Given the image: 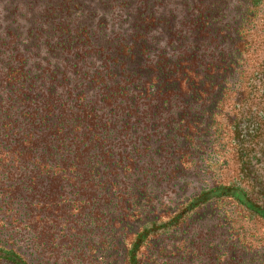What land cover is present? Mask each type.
<instances>
[{"label": "trees", "instance_id": "trees-1", "mask_svg": "<svg viewBox=\"0 0 264 264\" xmlns=\"http://www.w3.org/2000/svg\"><path fill=\"white\" fill-rule=\"evenodd\" d=\"M245 1L248 6L240 24L221 25L227 15L217 4L198 10L196 16L190 12L197 31L216 39L215 50L221 47L218 38L222 37L235 51L201 70L189 56L175 58V49L168 52L161 45L163 34L169 31L164 13L158 10L162 0H99L105 9L102 14L88 10L84 0H0V169L11 181L26 167L44 172L63 165L70 170V181L78 177L80 169H86L88 180L99 181L98 170L105 166L113 183L104 181L101 187L111 184L110 191L123 200L121 214L110 224L113 240L104 238L90 254L95 264H116L117 252H122L121 264H179L190 255L186 241L177 244L176 236L170 244L165 241L196 210L228 205L232 212L234 202L256 216L258 227L264 230V112L258 113L254 104L257 93L264 101V70L257 77L246 76V70L240 68L251 52L250 37L264 0ZM113 5L127 12L128 21L135 15L130 36L116 32L110 24L107 8ZM37 10L40 13L34 12ZM157 25L163 29L152 39L150 33ZM234 75L237 87H228L229 83L225 87L228 77ZM236 93L241 95L242 105L230 112L227 107ZM173 100L185 103L180 114L172 115L177 125L172 132L181 147L173 176L191 170L186 167L190 157L202 159L194 149L195 142L210 140L211 148L221 150H210V157L221 159L227 147L223 141L230 136L240 163L238 179L242 180L235 186L201 192L175 214L156 211L147 200V185L133 192L127 188L136 186L132 181L139 161L134 157L140 150L128 138L145 117L140 107L153 106L154 115H159L161 108L173 110ZM95 151L96 155H90ZM243 182L250 193L240 187ZM81 208L74 205L70 211L75 216ZM149 210L167 220L157 218L133 232L132 225ZM222 221L234 226L232 218ZM227 238L240 249L248 247L246 237L234 228ZM107 241L113 248H106ZM34 254L0 238V264H36ZM217 258L223 262L224 254Z\"/></svg>", "mask_w": 264, "mask_h": 264}, {"label": "rangeland", "instance_id": "rangeland-1", "mask_svg": "<svg viewBox=\"0 0 264 264\" xmlns=\"http://www.w3.org/2000/svg\"><path fill=\"white\" fill-rule=\"evenodd\" d=\"M55 1V3L62 2V0ZM84 2L88 10H94L98 14H102L105 10L101 7L102 5H99V0H84ZM212 4L223 8L227 15L221 20L223 26L226 23L240 24L242 13L248 6L245 0H162L158 9L159 12L164 13L169 26V31L163 34L161 45L166 47L168 52L175 49L173 52L175 58L189 56L201 70H204L205 64L213 63L232 52L235 53L232 43L226 42L222 37L218 38L221 47L215 50L216 39L211 35L202 36V33L192 24V19L198 14V10ZM133 8L138 10L139 6ZM107 9L110 10L108 18L114 30L130 36L135 15L128 21L124 17L127 14L125 10L123 12L114 5ZM259 10L260 13L255 20V27L250 37L253 43L251 52L245 56L240 65L242 70H246V76L257 74L259 77L264 70V1L259 6ZM34 12L40 13L38 10ZM190 12L194 14L193 17L190 16ZM25 13L28 16L27 12ZM162 29L163 25L155 26L150 33V38H156ZM26 30H23L24 34ZM170 32L172 35L169 34ZM237 82L235 75L230 76L224 86L226 87L229 83L228 87L236 88ZM257 86H260L258 81ZM240 98L239 93L234 95V99L227 107L230 112H233L236 107H241L239 106L240 103L242 105ZM232 103L237 104L232 105ZM254 104L258 113L264 112V101L258 93ZM172 106L173 112L170 111L172 113L168 109L161 108L159 115H154L156 109L153 106L140 107V113L145 117L140 119L139 124L134 125L138 130L131 132L128 138L130 142H137L140 150L134 157L139 161L135 166V180L132 181V184L136 186L133 187L130 184L127 188L133 192L136 188L147 185L149 193L147 200L153 202L156 211L166 210L175 214L201 192L215 186H235L242 180L238 179L241 175L240 163L230 136L223 141L227 147L223 150L221 159L210 157V150L221 152L219 147H217L218 150L211 148L210 140L206 139L205 144L195 142L194 149L199 156H202V159L190 157L186 167L191 170L179 174L177 178L173 176L177 159L181 156V147L176 134L172 132L177 127L172 115H175V112L180 114L185 109V103L181 100H173ZM193 107L195 110L196 105ZM204 119H207V116ZM116 139L118 140V137ZM138 142H140L139 145ZM255 147L257 148V145ZM107 150L109 149H105ZM97 153L98 151H95L90 155ZM217 162L222 164L215 166ZM209 164H211L210 167ZM93 165L97 166V164ZM57 168L52 166L41 172L32 166L26 167L21 176L12 177L11 181L8 180L5 170L0 169V181L3 186L0 187L2 188L0 189V238L9 244L13 242L18 244L22 250L28 248L34 252L36 264H95L90 254L93 250L99 249L98 246L104 238L111 240L114 229L110 224L121 214L120 202L123 199L118 198L114 191H110L113 178L108 176L110 173L108 174V170L105 171V166L98 170L102 176L99 181L88 180V176L84 175L86 169L78 170V177L75 176L70 181V170L67 166L60 165V168ZM83 176L87 177L83 179ZM104 181H110L111 184L101 187L100 184ZM240 187L250 193L246 182H243ZM74 205L82 207L75 216L70 211ZM231 206L235 208L232 212L228 211L230 208L228 205L225 208L211 207L213 210L210 208L196 210L187 220L188 222L175 232L174 236H170L165 241V245L170 244L169 242L173 241L175 236L179 238L176 241L177 244L186 241L190 255L187 260L179 264L264 263V230L258 227L257 217L237 202ZM149 212L144 214L141 221L132 225L133 232L151 225L157 218L167 220L161 217L159 212L157 215L150 210ZM225 217L232 218L233 227L228 222L222 221ZM233 228L246 237L245 246L248 247L240 249L227 238L233 232ZM158 244L164 245V241L158 240ZM109 245L108 242L106 248H113ZM220 253L224 254L223 262H219L217 258ZM118 254L120 257L117 258L116 264H121L122 252H117Z\"/></svg>", "mask_w": 264, "mask_h": 264}]
</instances>
